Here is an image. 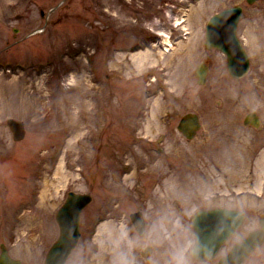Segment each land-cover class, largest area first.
Returning a JSON list of instances; mask_svg holds the SVG:
<instances>
[{
  "label": "rangeland",
  "instance_id": "1",
  "mask_svg": "<svg viewBox=\"0 0 264 264\" xmlns=\"http://www.w3.org/2000/svg\"><path fill=\"white\" fill-rule=\"evenodd\" d=\"M235 5L252 64L242 77L206 47L208 20ZM262 73L264 0H0V253L4 244L22 264H45L73 190L92 199L66 264H141L138 242H154L149 264H220L264 214ZM251 111L259 127L244 123ZM190 112L201 121L192 139L178 129ZM9 119L25 122L22 140ZM214 207L247 217L199 261L192 217ZM263 257L264 242L243 264Z\"/></svg>",
  "mask_w": 264,
  "mask_h": 264
},
{
  "label": "water",
  "instance_id": "2",
  "mask_svg": "<svg viewBox=\"0 0 264 264\" xmlns=\"http://www.w3.org/2000/svg\"><path fill=\"white\" fill-rule=\"evenodd\" d=\"M253 2L255 0H248ZM241 7H230L213 15L207 24L206 47L217 46L228 55V67L233 76L243 75L249 66L248 57L236 35L237 22ZM208 66L200 63L196 75L200 84L207 81ZM260 118L255 111L245 117L246 124L260 125ZM15 139L22 140L26 135L25 122L9 119ZM201 126L199 115L186 113L180 119L178 129L192 139ZM90 194L71 191L57 213L60 224V236L50 248L46 264H65L69 254L80 237V216L83 208L91 201ZM131 217L141 235L144 234V221L141 212L132 213ZM244 220V214L234 209L216 208L200 210L193 219L197 240L192 254L198 259L211 258L216 254L225 239L238 228ZM260 228L249 233L241 242L236 243L231 251L220 258V264H242L246 258L264 242V214L260 218ZM0 264H22V261L11 257L6 245H1ZM150 252V250H149Z\"/></svg>",
  "mask_w": 264,
  "mask_h": 264
},
{
  "label": "flooded vegetation",
  "instance_id": "3",
  "mask_svg": "<svg viewBox=\"0 0 264 264\" xmlns=\"http://www.w3.org/2000/svg\"><path fill=\"white\" fill-rule=\"evenodd\" d=\"M262 77H263V80H264V73H262ZM247 217V216H246ZM147 223V221H146V218H145V224ZM250 232V231H249ZM248 232V233H249ZM248 235V234H247ZM233 236V235H232ZM231 236V237H232ZM140 237V239L142 240V241H144V240H146V238H143V237H141V236H139ZM231 237L224 243V244H226L230 239H231ZM153 244H154V242H151L150 244H149V242H147L146 243V245H144V246H139V242H138V244H134V247H135V249H137L138 247L140 248V249H137L135 252H133V254L135 255V254H137L136 252L138 251V250H140V252H141V254H142V259H141V264H149V249L150 250H152L153 249ZM235 244V243H234ZM233 244V245H234ZM232 245V246H233ZM231 249V248H230ZM212 259V258H211ZM199 261H201V260H199ZM124 262V261H123ZM115 264H122V262H120V263H117V261L115 260Z\"/></svg>",
  "mask_w": 264,
  "mask_h": 264
},
{
  "label": "bare ground",
  "instance_id": "4",
  "mask_svg": "<svg viewBox=\"0 0 264 264\" xmlns=\"http://www.w3.org/2000/svg\"><path fill=\"white\" fill-rule=\"evenodd\" d=\"M199 4H201V2H200ZM199 4H198V5H199ZM186 15H188V14H185V16H186ZM185 20H186V18H184V17H182V18L178 17V19H177L178 22H177V23H180V24H181V23H182L183 21H185ZM186 29H188V28H186ZM190 33H191V32H190ZM170 42H171V41H168V42L166 43V46H167V47L164 48L166 51L171 50V48H172V46H173ZM169 45H170V46L172 45V46L170 47ZM168 49H169V50H168ZM179 49H180V47L178 48V50H179ZM176 50H177V49H176Z\"/></svg>",
  "mask_w": 264,
  "mask_h": 264
}]
</instances>
